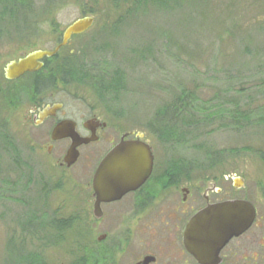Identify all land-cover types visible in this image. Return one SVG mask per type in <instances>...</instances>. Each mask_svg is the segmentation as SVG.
<instances>
[{
    "label": "flooded vegetation",
    "instance_id": "obj_1",
    "mask_svg": "<svg viewBox=\"0 0 264 264\" xmlns=\"http://www.w3.org/2000/svg\"><path fill=\"white\" fill-rule=\"evenodd\" d=\"M34 1L11 0L7 7L30 10ZM55 1L44 3L45 8L55 7ZM151 1L161 8L164 4L172 8L174 4V0H112L108 8L118 15L127 11L121 15L126 19L128 13H139ZM87 6L95 11L94 3L88 2ZM246 8L248 22H264V0H248ZM85 17L96 21L64 46V34L75 22L64 27L58 22L0 23V57L12 58L4 67L0 64V112L23 109V126L38 132L35 138H28L34 159L30 163L20 160L14 139L1 131L5 140L0 151H11V155L15 152L16 157L6 165L0 163V207L13 203L11 194L20 182L28 200L23 198L26 211L17 239L16 230L0 227V264H264V131L258 133L263 146L250 150L251 171L245 178L237 173L234 151L229 174L223 173L227 165L221 161L200 163L196 177L184 158L161 162L157 144H164V131H158V115L149 129H131L122 112L115 109L121 101L102 97V83L118 79L117 72L123 75L105 66L103 50L108 47L102 45L118 39L126 22H114L117 18L98 22L93 13ZM59 47L55 56L39 62V70L16 80L7 79L9 64ZM122 81L123 85L124 77ZM4 84L5 90L1 89ZM57 130L60 133L54 139ZM171 136L175 137L172 131ZM73 137L88 143L78 148V160L70 166L66 159ZM122 141L150 147L152 172L140 187L119 200L102 202L97 210L94 176L105 157ZM170 144L185 150V137ZM81 162L88 179L84 186L69 175ZM36 176L40 188L32 207L29 193ZM66 182L70 187H65ZM235 202L247 204L249 228L221 249L206 242L199 254L193 253L186 241L191 221L207 209ZM63 205L69 208L68 213L62 210ZM194 234H190L192 244L197 242Z\"/></svg>",
    "mask_w": 264,
    "mask_h": 264
},
{
    "label": "rangeland",
    "instance_id": "obj_2",
    "mask_svg": "<svg viewBox=\"0 0 264 264\" xmlns=\"http://www.w3.org/2000/svg\"><path fill=\"white\" fill-rule=\"evenodd\" d=\"M49 1L54 0H35L33 9L11 10L7 7L11 0H0V23L58 22L64 27L91 13L98 22L112 18H117L114 22H126L118 39L107 40L102 45L108 47L103 50L105 66L123 73L118 75L117 72L118 79L102 83V93H105L102 97L120 100L115 109L124 115L126 126L145 130L149 129L155 115L159 122L171 118L170 113L187 92L195 99L191 103L192 114L186 109L181 112L178 126L172 129L175 137H169L170 130L162 129L167 125L158 123V131L165 130L161 135L164 144H157L158 159L164 162L184 158L195 177L200 163L221 161L227 165L222 168L223 173L229 174V163L233 159L230 155L234 151L238 175L244 178L249 175L250 150L263 146L258 133L264 129L250 126L238 131L230 115L237 111V106L240 112H255L259 106H264V22H248V0H185V3L174 0L172 8L166 4L161 8L151 1L139 13H128L126 19L123 16L127 11L121 16L108 8L112 0H56L55 7L45 8L44 3L47 5ZM88 2L95 4V11L87 6ZM110 52L114 55L108 57ZM10 60L12 58L0 57L1 67ZM5 87L1 85V89ZM23 112V109L0 112V144L5 140L3 130L5 136L14 139L13 147L20 160L31 163L34 159L27 142L38 132L23 126ZM164 112L166 116L159 115ZM183 120L185 126L181 124ZM182 136L185 150L170 144L173 140L180 141ZM12 157H16L15 152L11 155V151L9 154L0 151L1 164L11 162ZM82 170L81 162L76 170L69 172L79 186L88 182ZM37 182L38 177L29 193L32 207L36 205L33 201L40 188ZM22 185L20 182L16 192L11 194L13 203L4 204V209L0 207V227L5 231L7 227L16 230V239L24 223L26 207L22 203L28 200ZM65 187H70V182H66ZM65 207L63 205L62 210L68 213L69 208Z\"/></svg>",
    "mask_w": 264,
    "mask_h": 264
},
{
    "label": "water",
    "instance_id": "obj_3",
    "mask_svg": "<svg viewBox=\"0 0 264 264\" xmlns=\"http://www.w3.org/2000/svg\"><path fill=\"white\" fill-rule=\"evenodd\" d=\"M94 17H85L75 21L65 32L62 46L66 45L73 35L85 33L95 22ZM60 47L53 52H36L25 59L13 62L7 66L6 77L16 80L27 73H33L42 67L39 62L56 55ZM57 130L54 139H57ZM73 146L66 162L74 165L78 160V148L84 142L73 137ZM153 168V155L150 147L142 142L122 141L102 161L93 180L97 196V210L105 201L121 199L127 192L137 189L150 176ZM240 187V186H239ZM247 204L235 202L221 207H213L198 214L187 229V246L196 254L200 246L206 242H213L221 249L233 237L240 236L250 226ZM195 233L196 243L192 244L190 234Z\"/></svg>",
    "mask_w": 264,
    "mask_h": 264
},
{
    "label": "trees",
    "instance_id": "obj_4",
    "mask_svg": "<svg viewBox=\"0 0 264 264\" xmlns=\"http://www.w3.org/2000/svg\"><path fill=\"white\" fill-rule=\"evenodd\" d=\"M175 1L178 2L179 0H175ZM131 2H133V0H131ZM194 101H195V99H193V98L191 99V96L187 92H185V94L180 97V102L175 107V110H173V112H171V113L168 112L172 115L171 118L162 119L160 122L158 121V123H160L161 125H167L166 128H162V129L170 130V131H172V129H176L175 126H178L179 122H177V120H178V117L180 116L181 112L183 110L185 111V109H186V112L188 114H190L191 113L190 108H192L191 103H193ZM210 108H206V109H210ZM236 110H237L236 112H230L231 113L230 115H231V119L236 121V128L238 131L246 129V128H250V126H253V127L258 126V127H262V129H264V106H259L255 112H252V111L240 112V110L238 109V106H237ZM211 112H213V110H211ZM159 115L166 116L167 113H165V112L159 113ZM210 116L211 115L207 114V118L208 117L210 118ZM184 122L185 121L183 120L181 123V124H184L183 126H185Z\"/></svg>",
    "mask_w": 264,
    "mask_h": 264
}]
</instances>
